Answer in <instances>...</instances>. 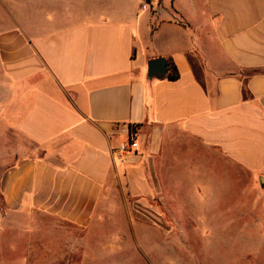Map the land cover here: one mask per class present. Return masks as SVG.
Returning a JSON list of instances; mask_svg holds the SVG:
<instances>
[{
  "label": "crops",
  "instance_id": "1",
  "mask_svg": "<svg viewBox=\"0 0 264 264\" xmlns=\"http://www.w3.org/2000/svg\"><path fill=\"white\" fill-rule=\"evenodd\" d=\"M16 1L19 26L0 31V130L30 153L0 176L10 214L87 228L115 190L166 207L194 174L210 203L219 165L264 177V0ZM155 58L178 78H148Z\"/></svg>",
  "mask_w": 264,
  "mask_h": 264
},
{
  "label": "rangeland",
  "instance_id": "2",
  "mask_svg": "<svg viewBox=\"0 0 264 264\" xmlns=\"http://www.w3.org/2000/svg\"><path fill=\"white\" fill-rule=\"evenodd\" d=\"M17 8L16 0H0V31L19 26ZM28 148L0 130V176ZM230 169L215 168L210 203L199 202L195 174L169 188L166 207L115 190L87 228L36 212L10 214L0 194V264H264V187Z\"/></svg>",
  "mask_w": 264,
  "mask_h": 264
},
{
  "label": "water",
  "instance_id": "3",
  "mask_svg": "<svg viewBox=\"0 0 264 264\" xmlns=\"http://www.w3.org/2000/svg\"><path fill=\"white\" fill-rule=\"evenodd\" d=\"M168 72L167 60L164 58H155L147 62V76L152 78L154 75L165 77ZM260 186L264 187V177L260 178Z\"/></svg>",
  "mask_w": 264,
  "mask_h": 264
},
{
  "label": "built area",
  "instance_id": "4",
  "mask_svg": "<svg viewBox=\"0 0 264 264\" xmlns=\"http://www.w3.org/2000/svg\"><path fill=\"white\" fill-rule=\"evenodd\" d=\"M147 8H149V2H148L147 0H145V1L143 2L142 9L145 10V9H147ZM135 148H136V143H135L134 141H127V142L121 144V145L118 147L117 151H118L119 153L124 154V153H127V152H131V151L134 150Z\"/></svg>",
  "mask_w": 264,
  "mask_h": 264
},
{
  "label": "trees",
  "instance_id": "5",
  "mask_svg": "<svg viewBox=\"0 0 264 264\" xmlns=\"http://www.w3.org/2000/svg\"><path fill=\"white\" fill-rule=\"evenodd\" d=\"M165 79L169 80V81H174L178 78V72L175 68V66L172 63L168 64V72L164 77ZM132 126H130V133L132 131Z\"/></svg>",
  "mask_w": 264,
  "mask_h": 264
}]
</instances>
